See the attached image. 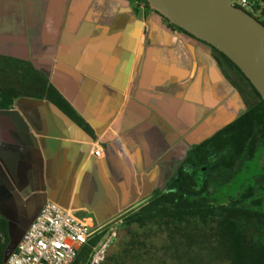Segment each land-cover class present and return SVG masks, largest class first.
<instances>
[{
	"label": "crops",
	"instance_id": "obj_1",
	"mask_svg": "<svg viewBox=\"0 0 264 264\" xmlns=\"http://www.w3.org/2000/svg\"><path fill=\"white\" fill-rule=\"evenodd\" d=\"M21 78L23 94L0 109L9 234L19 243L52 202L104 233L102 264L125 254L123 218L168 189L191 145L247 110L214 50L139 0H0V87ZM34 81L48 94L27 90Z\"/></svg>",
	"mask_w": 264,
	"mask_h": 264
},
{
	"label": "trees",
	"instance_id": "obj_2",
	"mask_svg": "<svg viewBox=\"0 0 264 264\" xmlns=\"http://www.w3.org/2000/svg\"><path fill=\"white\" fill-rule=\"evenodd\" d=\"M139 1L150 9L144 0ZM252 2L259 14L255 15L252 8L244 11L264 25V0ZM169 25L189 35L171 23ZM212 49L223 65L236 76H242L254 102L237 119L191 148L168 189L157 192L123 218L121 228L127 232L129 241L121 242L115 250L125 251V254L118 256L115 252L107 258L106 264H156V255L151 253L153 246L152 249L149 246L153 236L161 233L168 237H174V233L185 235L186 230L181 227L198 223L208 225L205 234L218 237L231 264H264V175L251 178L247 183L243 180L241 190L237 188L264 149V101L240 69L225 55ZM15 68L21 71L25 81L32 78L26 68ZM23 79L12 86L0 87V109L11 108L23 94ZM27 88L49 92L45 82L34 81ZM103 236V232L93 234L73 264H88ZM9 243V224L0 212V264L8 259ZM133 251H144V256L135 258Z\"/></svg>",
	"mask_w": 264,
	"mask_h": 264
},
{
	"label": "water",
	"instance_id": "obj_3",
	"mask_svg": "<svg viewBox=\"0 0 264 264\" xmlns=\"http://www.w3.org/2000/svg\"><path fill=\"white\" fill-rule=\"evenodd\" d=\"M144 1L151 11L225 55L264 101V25L255 17L232 5L233 0Z\"/></svg>",
	"mask_w": 264,
	"mask_h": 264
},
{
	"label": "built area",
	"instance_id": "obj_4",
	"mask_svg": "<svg viewBox=\"0 0 264 264\" xmlns=\"http://www.w3.org/2000/svg\"><path fill=\"white\" fill-rule=\"evenodd\" d=\"M232 5L251 10L252 0H233ZM96 156L101 150L95 151ZM93 235L86 223L70 211L49 202L41 209L17 248L4 264H73L80 250ZM109 241L94 248L88 264H102Z\"/></svg>",
	"mask_w": 264,
	"mask_h": 264
},
{
	"label": "rangeland",
	"instance_id": "obj_5",
	"mask_svg": "<svg viewBox=\"0 0 264 264\" xmlns=\"http://www.w3.org/2000/svg\"><path fill=\"white\" fill-rule=\"evenodd\" d=\"M252 11L255 15L259 14V10L256 6L252 7ZM17 18L19 19V17ZM232 79L233 85L239 88V91L241 92L240 95L242 94L246 96V106L248 108L254 102V97H252L249 87L245 86V81L239 74L238 78ZM240 88H242L243 90H241ZM224 95L225 93L223 91V97ZM231 102L234 104V99ZM243 113L244 111H241L239 113V116H241ZM195 145H198V143L192 144L191 148ZM261 160L262 162H259V164L257 162L253 163L251 165L249 174L244 175L243 179L239 181L240 184L237 185L239 191L241 190V187L244 183L251 181V178H257L264 175V153L261 155ZM244 178H246V180ZM262 180L264 182V178H262ZM113 227L116 228L119 226ZM181 228L183 230H186L185 235H183L182 233H174V237H168L161 233L153 236L150 239L149 246H151V249L153 246L154 252L151 251V253H155L154 255H156V264H231L229 258L225 253V249L221 247L218 237L211 238L208 234H205V228L207 232L209 230L208 225L205 227L200 223L195 225L191 224V226L186 224V226H183ZM17 238V233H12L10 235L8 250L17 245Z\"/></svg>",
	"mask_w": 264,
	"mask_h": 264
},
{
	"label": "flooded vegetation",
	"instance_id": "obj_6",
	"mask_svg": "<svg viewBox=\"0 0 264 264\" xmlns=\"http://www.w3.org/2000/svg\"><path fill=\"white\" fill-rule=\"evenodd\" d=\"M190 150H191V149H190ZM190 150H189V151H190ZM176 173H177V172H176ZM175 176H176V174H175ZM175 176H174V177H175ZM173 179H174V178H173Z\"/></svg>",
	"mask_w": 264,
	"mask_h": 264
}]
</instances>
